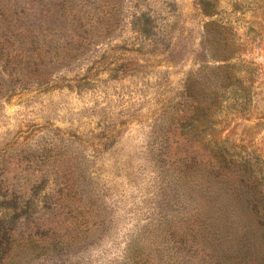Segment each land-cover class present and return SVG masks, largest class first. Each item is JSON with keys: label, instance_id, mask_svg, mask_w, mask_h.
I'll use <instances>...</instances> for the list:
<instances>
[{"label": "rangeland", "instance_id": "obj_1", "mask_svg": "<svg viewBox=\"0 0 264 264\" xmlns=\"http://www.w3.org/2000/svg\"><path fill=\"white\" fill-rule=\"evenodd\" d=\"M216 4L0 0V264H202L181 233L208 182L178 158L209 140L264 190V0ZM189 78L249 88L200 145L175 123Z\"/></svg>", "mask_w": 264, "mask_h": 264}, {"label": "trees", "instance_id": "obj_2", "mask_svg": "<svg viewBox=\"0 0 264 264\" xmlns=\"http://www.w3.org/2000/svg\"><path fill=\"white\" fill-rule=\"evenodd\" d=\"M199 4L206 15L217 11L216 0H199ZM212 24L224 28L218 22ZM219 67L231 69L233 65ZM217 82V85H196L198 79L189 78L184 86L183 108L178 111L175 123L182 128V135L196 145L205 142L207 130L217 124L212 118L199 131L201 118H209L207 110L211 105L216 106V112L223 109L228 100L226 91H241L240 99L233 102H240L241 112L247 110L248 87L233 85L230 79ZM210 136L215 134L211 132ZM227 141L209 140L212 147L207 159L191 153H181L178 158L183 167L182 180L187 184L199 185L200 179L208 182L202 201L184 217L186 224L181 235L190 239V244L205 257L202 264H264L263 180L255 177L250 159L236 160V151L226 146Z\"/></svg>", "mask_w": 264, "mask_h": 264}]
</instances>
